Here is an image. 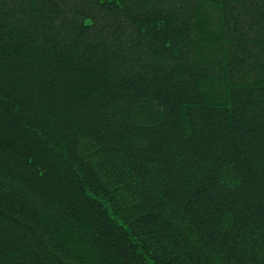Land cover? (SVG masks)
<instances>
[{"label":"trees","instance_id":"trees-1","mask_svg":"<svg viewBox=\"0 0 264 264\" xmlns=\"http://www.w3.org/2000/svg\"><path fill=\"white\" fill-rule=\"evenodd\" d=\"M0 264H264V0H0Z\"/></svg>","mask_w":264,"mask_h":264}]
</instances>
